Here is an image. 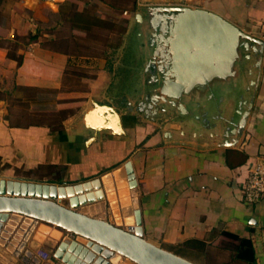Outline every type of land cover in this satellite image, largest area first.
<instances>
[{
    "label": "crops",
    "instance_id": "crops-1",
    "mask_svg": "<svg viewBox=\"0 0 264 264\" xmlns=\"http://www.w3.org/2000/svg\"><path fill=\"white\" fill-rule=\"evenodd\" d=\"M155 4L208 9L254 37L264 31V0H137L135 13ZM17 53L20 65L0 47V178L59 185L111 171L115 189H95L96 200L77 210L138 223L147 240L172 251L192 241L185 257L210 256L218 264L246 241L252 264H264V198L242 197L248 167L264 161V53L259 67L250 57L226 87L184 94L165 114L144 105L152 57L128 92L106 56L84 59L85 71L71 54L39 42ZM100 105L112 106L118 119ZM239 108L249 110L241 133L225 135L237 125ZM228 138L234 145H224ZM118 177L126 179L129 215L122 212ZM20 221L29 219L10 213L0 230V264H67L54 255L65 232L40 222L25 252L16 254L12 234ZM109 264L137 263L121 256Z\"/></svg>",
    "mask_w": 264,
    "mask_h": 264
},
{
    "label": "water",
    "instance_id": "water-1",
    "mask_svg": "<svg viewBox=\"0 0 264 264\" xmlns=\"http://www.w3.org/2000/svg\"><path fill=\"white\" fill-rule=\"evenodd\" d=\"M135 19L144 21L145 30L151 28L149 44L155 47L149 63L151 94L145 97L144 104L149 110L157 111L159 106L165 114L184 94L212 93L226 87L227 77L235 75L250 57L256 56L255 66H260L264 41L211 10L171 4L144 5L135 13ZM99 107L114 111L110 105ZM248 111L239 108L241 117L237 125L228 128L225 135L241 133ZM113 113L118 119V113ZM235 141L228 138L224 145H234ZM102 188L115 189L111 171L79 183L59 185L1 177L0 230L10 213L57 226L65 235L54 255L67 264H109L121 256L137 264H197L147 240L138 223L126 220V227H122L118 219L114 222L77 210L78 206L95 201V189ZM117 189L123 214L133 213L126 179L117 180Z\"/></svg>",
    "mask_w": 264,
    "mask_h": 264
},
{
    "label": "rangeland",
    "instance_id": "rangeland-1",
    "mask_svg": "<svg viewBox=\"0 0 264 264\" xmlns=\"http://www.w3.org/2000/svg\"><path fill=\"white\" fill-rule=\"evenodd\" d=\"M73 10L82 11L90 20L95 18L90 30L73 27ZM125 10L127 13H124ZM136 10L131 3L122 4L120 9H116L99 0H0V47L10 51L17 48V51L19 48L26 49L33 42H39L42 46L57 48L71 54L80 60L76 68L85 71L87 68L83 66L84 59L106 56L113 63V76L116 75L114 77L118 79L126 78L125 87L129 92L131 84L135 81L133 79L141 75L142 68L146 60L152 57L153 50L149 44L151 28L147 27L145 30L144 24L136 23L134 16ZM136 26L142 35L134 34ZM36 31L39 36L29 40V34ZM134 35L145 43L142 55L132 52L133 59L140 63L138 68L129 51V43L132 42ZM93 71L92 68L87 73L90 75ZM145 77L148 82L150 73ZM146 86L150 87L148 83ZM12 217L16 219L18 216ZM24 225L26 223L20 221L14 227L12 234L15 236L14 243L19 242ZM119 225L126 227L122 222ZM187 254L188 258L201 264L208 258Z\"/></svg>",
    "mask_w": 264,
    "mask_h": 264
},
{
    "label": "trees",
    "instance_id": "trees-1",
    "mask_svg": "<svg viewBox=\"0 0 264 264\" xmlns=\"http://www.w3.org/2000/svg\"><path fill=\"white\" fill-rule=\"evenodd\" d=\"M99 1H103L106 2L109 6L116 8V9H120L122 4H132V7L135 8L136 4H137V0H99ZM73 27H76L78 29L81 30H90L92 25H93V20L95 21V18L93 17L91 20L90 18L86 17L82 11H74L73 10ZM39 36L38 31L34 32V33H30L29 34V40H34ZM17 48H15L14 50L10 51V49H7V56L10 58H13L17 61V64L20 65L22 62V54L17 53L16 51ZM66 52V51H65ZM192 241H186L183 244L177 246L174 248V252L178 253L182 256H186V249L185 247L191 245ZM247 242L244 241V243H242L243 245H240L239 247L233 249L231 248L230 251L233 252V254L231 255L232 257L230 258L229 262H226L225 264H232L233 260L235 262H244V264H252L254 261V252H253V248L249 245L246 244ZM197 248L201 249L202 246L200 243H194ZM204 264H218L215 262V260L208 256V258L206 259Z\"/></svg>",
    "mask_w": 264,
    "mask_h": 264
},
{
    "label": "built area",
    "instance_id": "built-area-1",
    "mask_svg": "<svg viewBox=\"0 0 264 264\" xmlns=\"http://www.w3.org/2000/svg\"><path fill=\"white\" fill-rule=\"evenodd\" d=\"M124 13H127V10ZM258 38L264 41V31H261ZM242 197L246 203H256L264 198V161H256L248 167L246 177L242 183ZM28 219L29 221L24 225L21 238L14 249L16 254L25 252V244L30 239L36 225L40 222L36 218L28 217Z\"/></svg>",
    "mask_w": 264,
    "mask_h": 264
},
{
    "label": "flooded vegetation",
    "instance_id": "flooded-vegetation-1",
    "mask_svg": "<svg viewBox=\"0 0 264 264\" xmlns=\"http://www.w3.org/2000/svg\"><path fill=\"white\" fill-rule=\"evenodd\" d=\"M139 24V23H138ZM142 35V32H138V28H137V26L135 27V33L134 34H137V35ZM139 35V36H140ZM154 44H156V40H154ZM145 43L141 40V39H139V38H135V35H134V38H133V40H132V42L131 43H129V51H130V54H131V57H132V60L134 61V62H136L137 63V68L138 67H140V63H139V61L138 60H134L133 59V56H132V52H134V54H137V53H142V51H143V49L145 48ZM142 55V54H141ZM155 60V59H154ZM133 63V62H132Z\"/></svg>",
    "mask_w": 264,
    "mask_h": 264
}]
</instances>
